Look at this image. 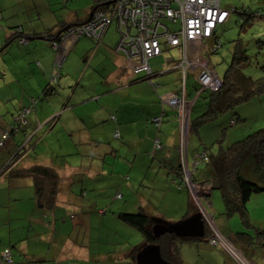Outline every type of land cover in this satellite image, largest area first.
Returning <instances> with one entry per match:
<instances>
[{"label":"crops","instance_id":"0c3cea01","mask_svg":"<svg viewBox=\"0 0 264 264\" xmlns=\"http://www.w3.org/2000/svg\"><path fill=\"white\" fill-rule=\"evenodd\" d=\"M22 1L28 2L23 6ZM93 6L94 0H0V86L8 89L5 97L15 98L14 102L21 107L17 114L27 107L30 118H26L27 124L20 129L21 132H15L14 135H17L10 141L17 144L15 138L20 135L28 149H34L38 154L34 136L40 130L45 132L41 139L45 141L44 162L23 163L26 152L23 154L22 149L12 165L9 163V170L48 165L59 176L55 203L51 206L38 200L31 176L14 177L10 176L9 170L6 172L4 179L7 183L13 180L14 188L25 189L30 207L24 212L21 206L14 205L15 213H26L29 219L18 223L7 220V230L3 234L0 232V251L10 248L12 262L0 264H136V253L148 242L131 243L125 235L130 224L118 214L131 210L142 212L154 223L164 224L193 214L194 198L182 180V160L192 172L204 210L216 215L224 209L221 196L215 194L211 187L206 163H198L194 169L193 162L204 151L212 153L209 147L222 137L223 127L229 124L228 114L195 130L192 124L198 115L195 103L199 99L205 102L203 96L207 95V91H202L199 97L201 90L197 71L187 70L185 97L191 105L187 115L186 138L181 149L179 120L173 108L161 100V96L177 91L182 85L181 70L173 65L180 58L178 48L162 44V51L176 48L178 56L166 60L165 70L161 68L163 73L159 68L160 63L158 66L156 62L161 54L152 57L149 63L155 74L151 75V82L149 79L139 80L143 74L134 73L129 59L117 48L120 34L113 20L100 38L82 36L69 45L59 81L56 85L52 84L53 87H48L53 93L45 95L43 92L51 82L55 59L47 33L55 34L65 25L85 22ZM17 30L24 39L18 37L20 34L15 33ZM4 33L6 35L2 38ZM211 40L206 39L208 42ZM203 54L205 58L204 51ZM110 59H113L114 65ZM105 61L107 65H104ZM168 65L170 68L167 69ZM157 115H162L159 125L152 121ZM2 119L9 128L10 118ZM29 124L33 127L32 132L26 129ZM235 132L239 134V130L235 129ZM115 133L118 135L115 136ZM156 138L160 144L158 148L154 146ZM221 144L218 143L217 150ZM12 146L6 147L7 153ZM91 154H101V157L96 163L88 164L78 159V156ZM53 155L56 157L53 158ZM68 156H72L73 162ZM107 158L110 162L108 169L105 167ZM87 165L92 167V172L84 171ZM100 176L109 180L99 182ZM87 178L90 179L89 183H86ZM64 182H67L66 187L70 186L71 201L65 187L63 189ZM76 183L80 185V190L75 187ZM108 185L115 193L114 201L110 203L113 206L112 214H107L104 209L106 205L100 202L99 197ZM83 186H88L89 191L81 189ZM73 188L78 190L77 195ZM160 192L163 194L161 199ZM214 194L215 200L212 201ZM64 196L67 201L63 200ZM166 198L167 206L173 209L166 207L167 211H161L160 200ZM7 200L18 204L22 194L9 195ZM185 201L190 207L181 211L179 204ZM93 207L102 214V219L107 217L116 225L124 223L120 224L122 231L117 227H95L90 211ZM246 207L251 226L264 230V191L251 195ZM76 210L80 211L75 214ZM238 219L239 222L228 216L217 223L213 217L212 221L224 237L233 240L238 232L252 233V229L246 228ZM190 241L193 243L180 244L182 264H187L185 258L190 250V258L195 261L196 257L197 262L239 264L227 251L211 245L206 239ZM234 243L250 262L264 264V245L242 243L236 238Z\"/></svg>","mask_w":264,"mask_h":264},{"label":"built area","instance_id":"2783aa9c","mask_svg":"<svg viewBox=\"0 0 264 264\" xmlns=\"http://www.w3.org/2000/svg\"><path fill=\"white\" fill-rule=\"evenodd\" d=\"M228 15L229 11L220 6L219 0H115L107 10L95 11L89 20L68 25L59 34L58 39L50 42L55 52L51 80L55 81L58 78L59 69L70 44L75 43L81 36L100 38L113 20H115L120 34L117 48L129 59L134 73L151 76L149 60L161 53V41L170 47L178 48L180 58L174 67L181 70L182 91L181 94L173 92L164 94L161 96V100L176 111L180 124V148L183 149L187 133V115L191 105L184 92L185 72L190 69H198L197 78L201 87L218 89L221 80L209 62L202 56L201 49L204 46L203 40L212 37L215 27L224 22ZM164 20L170 21V24H177L178 27L170 28L169 24L164 23ZM214 49H216L215 46H211V50ZM28 110L25 109L24 113L15 118L8 129L0 130V146L9 137L11 131H16L24 123L23 116ZM152 121L159 125L162 115L154 116ZM117 135L115 133V136ZM154 146L155 148L160 146L157 138ZM197 156L199 158L193 162L194 169L198 163L207 159L204 153ZM181 167L183 183H187L190 191L191 184H195L192 172L187 168L188 166L186 167L183 160ZM192 198H194L193 195ZM201 210L205 221L209 225H214L213 215L204 209ZM213 234L207 237V241L211 245H221L239 264H253L244 257L240 250L224 239L218 230H214ZM0 262H12L10 248L0 251Z\"/></svg>","mask_w":264,"mask_h":264},{"label":"trees","instance_id":"16d2710c","mask_svg":"<svg viewBox=\"0 0 264 264\" xmlns=\"http://www.w3.org/2000/svg\"><path fill=\"white\" fill-rule=\"evenodd\" d=\"M113 1L114 0H94V6L92 9H95V11H105L114 3ZM225 9L229 11V14L234 12L239 15V22L241 26L249 25L255 19H264V14L262 11L251 12L249 9L242 8ZM164 23L170 24V21L164 20ZM67 26L68 25L61 27L55 34L48 32L47 38H49V41L51 42L52 40L58 39L59 34ZM217 26L214 29V35L208 38L214 40L211 46H215L216 49L217 45L220 43L218 37L215 34ZM15 33L20 34L19 30H17ZM18 37L23 39L21 34L18 35ZM239 40L236 41V44L232 50V66L225 71L222 77L218 75L221 80L218 89L212 90L208 88H202L201 84L199 83V88L201 90L199 97L202 96V91H207V95L203 96V99L205 100L204 109L192 122L195 130H197V128H199L202 124H206L207 122H215L218 118L226 113L229 117L228 125H236V123L241 120L242 117L237 113V107L235 105L240 102H246V100L250 99L249 96L251 92L255 91V89L260 91L264 89V77L254 79L251 75H247L243 72L244 67L250 63V57L246 51H244V48L242 47ZM161 44H165V42L161 41ZM211 46L208 48V51H215L216 49L211 50ZM176 63L177 60L174 61L173 65ZM59 70L58 78L61 75V68ZM161 72L163 73V71ZM153 74H155V72L152 71L151 75ZM150 77L151 76L142 75L138 79H149L148 81L150 83ZM58 78L55 81L51 80L49 85L43 89L45 95L48 93H53L50 88L53 87L52 84L57 83ZM181 89L182 85L177 91L173 93L181 94ZM37 101L38 97L35 100V104ZM25 109H27V107L23 108L18 114L15 113L13 120L24 113ZM228 110H230L231 114L228 113ZM28 112H26L23 116L24 123L20 125L16 131L10 132L9 137L5 140L6 143L9 139L17 135H14L15 132L18 131L19 133L22 131L20 129H22L27 124L26 115ZM173 112L174 115H176V111L174 110ZM227 127L228 126L223 127V134L226 132ZM222 139L223 135L219 140H217V143L221 144ZM23 148L24 147L22 146L21 149L17 151L12 160H14V158L20 153L19 151H21ZM203 153L207 156V159L202 162L206 163V172L210 177L211 187L212 189L215 188L220 191L226 215L231 216L233 214H237L241 219L242 224L246 228L252 229V233H236L235 238L242 243L245 242L252 245H264V230H259L251 226L248 218V209L246 207V203L250 199L251 195L264 191V127L253 131L243 139L234 141L227 146H222L221 144L219 150H217L216 153H209L208 151H204ZM196 158H199V156H196ZM9 168L7 170H9ZM251 168L254 172H258L257 174L263 181L262 183L254 182L245 177L243 171ZM8 172L10 176L14 177L31 176L34 190L38 195V200L46 202L45 204L47 205H54L59 176L53 167L48 165H34L29 168L15 171H12L11 169ZM42 204L43 203L40 205ZM118 215L123 221L138 228L148 243H157L160 247L161 256L170 262V264H182L181 257L178 253V246L183 242L182 240L185 241L190 239L202 241L208 236L207 231L204 230V236L201 238H184L180 240V238L176 237L175 235L167 233L155 238L151 231L152 219L145 213L122 212ZM235 238L233 239L234 241ZM179 240L181 242H179ZM233 240L232 242H234Z\"/></svg>","mask_w":264,"mask_h":264},{"label":"rangeland","instance_id":"374dc122","mask_svg":"<svg viewBox=\"0 0 264 264\" xmlns=\"http://www.w3.org/2000/svg\"><path fill=\"white\" fill-rule=\"evenodd\" d=\"M27 2L28 1H22L21 3L24 6ZM220 4L222 7H225L228 9H232V8L241 9L242 8V9H249L251 12L262 11V13L264 14V0H220ZM24 17H25V14H24ZM169 27L170 28H176V27H178V25L177 24H169ZM5 35L6 34L4 33L2 38ZM216 36L218 37V39L220 41V43L217 45V49L215 51H211V52L207 51L208 47L211 46L210 44H212L214 42V40H211L210 42L205 40L204 41L205 49H204V47H202L201 54L203 56L204 55L203 51L205 52V58L214 67L215 72L220 77H222L224 75L225 71L229 67L232 66V63H233L232 62V59H233L232 58V50L236 44V41L239 40V38H240L239 41H240L242 47L244 48V51H246V53L250 57V63L244 67L243 72L247 75H251L254 79L264 77V19H255L254 21H252L251 24L241 26L240 22H239V15L234 13V12H231L229 14V16L227 17L226 21L217 26ZM178 53L179 52L177 51L176 48H174V49L171 48L170 50L163 49L161 55L158 56V58L156 59V62H158V66L160 63L159 68L160 69L162 68L163 70H165V68H166L165 64L167 63L166 60L176 58V56H178ZM110 61L112 64L114 63L113 59H110ZM107 64H108V62L105 61L104 65H107ZM168 68H170V65L167 66V69ZM193 70H197V76H198V73H199L198 69L195 68ZM7 76H8V74L5 73V77H7ZM153 77H155V76H153ZM144 81H146V80H144ZM56 84L57 83H55V85ZM6 92H8V89L4 88L3 86H0V128H2V129H8V128H6V127H8V123L3 122L2 117H5V119L10 118V124H11V122L13 121V116L15 115V113H17L19 108H21L20 106L16 105V103L14 102L15 98L9 99V98L5 97L4 94H6ZM249 98L250 99L246 100V102H243V103L240 102V103L235 105L237 107V113L240 114L242 118H241V120H239L236 123V125H232V126L228 125V127H227L228 130H226V134L224 135L225 140L222 139V141H223L222 145L223 146H227L234 141L241 140L244 137H246L248 134L252 133L253 131H255L261 127H264V89H262L261 91L255 89V91L251 92ZM204 106H205L204 101H201L200 99L198 101H196L195 110L197 111L198 115L200 114V112H202V110L204 109ZM228 113L231 114L230 110H228ZM26 118L30 119L29 115H27ZM26 129L29 132H32L33 127L29 124L26 127ZM235 129L239 130L238 135L236 133L238 131L235 132ZM44 134H45V132H43V130H40V131L36 132V135L34 136V140L36 141V144H38L37 145V150L39 151L38 154H37L36 150L34 151V149H28V146L25 145V141L20 137V135L18 136V138L17 137L15 138V140L17 141V144L14 141H12L13 140V138H12L11 141L9 139V141H10L9 145H8V141H7V145H6V142L4 141V143L1 145L2 147H0V154H2L0 156V232L2 234L8 228V226L6 224V223H8L7 220L9 222H12V223H18V222H22L24 220L29 219V216L26 213H24L23 215L15 213L14 205L21 206V208L23 209L24 212H26L28 210V208L30 207V203L27 202L26 197H25V189L24 188H20V189L14 188L13 187V184H14L13 180L9 181V183H7V181H5L4 177H5L6 172L8 171L7 169L14 162V160H12L13 156L16 154V152L19 149H21L22 146L24 147L22 153L24 154L26 152L25 153L26 155L24 156V160L22 161L23 163H26V164L30 163V162L31 163L32 162L43 163L44 157H45V154H43V153H45V141L41 140V139L43 138ZM67 134H70V133H67ZM232 134H235V135H232ZM222 135H223V133H222ZM69 136H71V135H69ZM218 137L220 138V136H218ZM104 139H106V138H104ZM70 141L72 142L73 140L70 139ZM11 144H13V146L9 150V153H7L6 149L9 148ZM4 145H6L7 148ZM217 149H218V143L215 141L209 147V150H212L213 153H216ZM100 155L96 154L93 156V154H91V155H87L84 157L78 156V159L79 158L83 159V161L87 164L90 162L96 163V160L101 157ZM52 157L54 158L56 156L53 155ZM68 157H69L70 161H72V159H71L72 156H68ZM79 161H80V159H79ZM9 163H10V165H9ZM16 163L18 165L19 162L16 161ZM105 164H106V166H105L106 168L109 167V165H110L109 158H107ZM84 171L92 172V167L90 165H87L85 167ZM243 172H244L245 177H247L248 179H250L254 182H257V183L263 182L259 178V175L257 174L258 172H254L252 168L248 169V170H244ZM181 173L183 174V171H181ZM85 174H87V173L85 172ZM182 174H181V176H182ZM98 179H99V182H104V181L109 180V178H103V176H100ZM89 180L90 179H88L86 183H89L88 182ZM22 182H24V181H22ZM66 185H67V182H64L63 183V189L65 187V191L68 192V194H69L68 197H69V200L71 201V195H70L71 193L69 191L70 186L66 187ZM184 185L188 186L187 183H184ZM75 187L78 190H80V185H77V183H76ZM67 188H68V190H67ZM197 188H198V186H197L196 182H195V184L192 183L190 186L191 194L193 195V197L195 199V202H194V200H192V204L195 207L194 213L200 214L201 219L204 223V230H206V231L209 230L208 233L213 234L214 230L217 231V228L215 225H209L205 221V216L201 210L204 208L201 206L202 200L200 199L199 193L197 195ZM208 188H209V186L207 187V192H208ZM81 189H85V190L89 191L88 186L87 187L83 186ZM78 190L73 188L72 191L77 195ZM213 190H214L213 192L215 194H218L219 196H221V193L218 189L213 188ZM17 193L22 194V200L18 204L14 203V201L9 202L7 200V196L10 195L12 197L14 194H17ZM87 194H88V192H87ZM215 194H214V196L211 197L212 201L215 200ZM114 195H115L114 190L111 187H109V185H108L106 190L103 192V194L101 196H99V197H101V200H102L100 202H103V204L106 205L104 207V209L107 210V214H112L111 209H113L112 208L113 206H111L110 203H112L114 201L113 200ZM162 195H163L162 192H160V199L162 198ZM118 198H120V197H118ZM63 200L67 201L65 196H64ZM167 201H168L167 198L164 200L163 199L160 200V210L161 211H163V210L167 211L166 207H168V209H173L172 206H167V204H168V203H166ZM114 204H115V202H114ZM131 204L132 203H130L129 205H131ZM71 205H74L75 207H77V205L75 203L74 204L72 203ZM179 205L182 207L181 211L184 208L190 207V204L188 203V201H185L184 203H181ZM70 209H73V208H71V206H70ZM71 211H74V210H71ZM77 211H80V210H76L75 214L77 213ZM90 211L93 213V218H94L93 219V225L95 227L101 226L104 229L106 227H112V228L117 227V230L119 229L122 231L120 224H124V223H119L116 225V224L112 223L113 222L112 220L109 221V219H107V217L102 219V217H101L102 214L99 213V211L97 210L96 207L91 208ZM131 211H129V212L131 213ZM9 212L12 213L11 216L8 215ZM122 212H124V211H120V213H122ZM134 213H139V212L136 211ZM221 213L216 214V215L213 214L215 222L218 223L219 220L224 221V219L226 217H228L226 215L224 209ZM216 216H217V218H216ZM229 217L232 218V220H236V221L238 220V222H239V219H238L239 216L237 214H233ZM152 223H154V222L152 221ZM3 224H6V225H3ZM35 225L37 226L36 223H35ZM125 226H128V224ZM127 228H130V229L125 230L126 231L125 235L127 236L128 239H130L131 243H133L134 245L140 244L145 240L142 233L140 232V230L138 228H136L133 225H130ZM240 231H243V230H240ZM219 234H221V233L219 232ZM207 237H205L206 241H207ZM182 239H184V238H180V240H182ZM224 239H226L231 244L236 246L237 249L240 248L238 245H236L234 242H232L231 239H228L226 237H224ZM180 240H179V242H181ZM182 241L185 244L193 243V241H190V239L185 240V241L182 240ZM215 246H217L219 248L220 247L223 248L221 245H218V244ZM178 253H179V256L182 257L181 245L178 246ZM190 255H192L191 250L188 251L186 258H185V261L187 264H197V263L198 264H206L203 261L197 262L196 257H194L195 261H196L195 262L192 258H190Z\"/></svg>","mask_w":264,"mask_h":264},{"label":"water","instance_id":"95a60500","mask_svg":"<svg viewBox=\"0 0 264 264\" xmlns=\"http://www.w3.org/2000/svg\"><path fill=\"white\" fill-rule=\"evenodd\" d=\"M95 9H92L91 18ZM87 19V20H88ZM155 238L163 234H173L179 238H201L204 236V223L199 213H193L171 224L155 222L151 226ZM136 264H170L160 254V247L157 243H147L138 250L135 256Z\"/></svg>","mask_w":264,"mask_h":264}]
</instances>
